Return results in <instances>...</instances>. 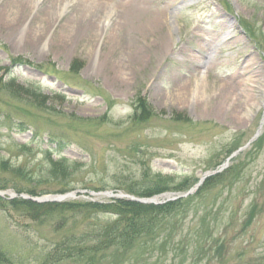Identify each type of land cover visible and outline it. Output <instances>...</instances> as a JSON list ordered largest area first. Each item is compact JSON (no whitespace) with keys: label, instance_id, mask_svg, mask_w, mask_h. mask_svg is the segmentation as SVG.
<instances>
[{"label":"rangeland","instance_id":"374dc122","mask_svg":"<svg viewBox=\"0 0 264 264\" xmlns=\"http://www.w3.org/2000/svg\"><path fill=\"white\" fill-rule=\"evenodd\" d=\"M129 1L90 0L96 16L80 22L86 0H0V77L40 91L48 107L0 92V154L13 167L38 182L49 155L76 164L75 196L63 201L108 202L107 192L132 195L158 174L177 186L189 179L154 196L191 197L170 229L182 225L176 242L56 264H264V0H140L168 21L122 28ZM15 57L25 64L11 65ZM136 97L157 116L137 120ZM26 178L0 171L2 199L20 195ZM58 235L0 208L6 264H50Z\"/></svg>","mask_w":264,"mask_h":264},{"label":"trees","instance_id":"16d2710c","mask_svg":"<svg viewBox=\"0 0 264 264\" xmlns=\"http://www.w3.org/2000/svg\"><path fill=\"white\" fill-rule=\"evenodd\" d=\"M24 64L25 61L20 57H15L11 62L13 66ZM72 70H78L75 64L72 65ZM0 92L19 100L28 101L38 108H48L46 95L32 86L17 83L15 78L10 77L4 80L0 77ZM135 101L137 120L145 121L151 116H157V111L145 98L136 97ZM182 118L178 116V120L181 121ZM13 145L21 151L29 148V143L22 145L13 141ZM47 152L51 153V150L48 149ZM74 166L77 165L70 164L65 158L53 160L49 155L46 175L38 182H34L35 180H31L30 177L31 171H26L22 166L13 167L6 157L0 154V171L11 172L15 176H27L25 181L30 186L16 185L14 189L18 194L27 193L31 196H38L66 193L75 188L72 186L71 178L76 173ZM218 177V175L210 177L201 190L206 189L210 185V181ZM63 179L68 180L62 182ZM169 179L158 174L155 181L140 189H129V193L140 198H150L172 190H184L183 188L189 186L186 185L188 178L178 186L172 185ZM51 182L59 187L47 190L40 188L42 184L48 186ZM0 187L6 189L5 185H0ZM199 193L201 191H198ZM190 199L191 197L154 205L128 199H111L108 202L74 200L60 203H36L22 198L6 201L0 197V208L16 210L35 222L48 223L59 235L50 251L47 252L45 260H49L50 264H56L66 260L92 262L112 253L119 256L124 251H132L139 244L149 247L158 243H161L162 246L168 245L169 240L176 242V235H180L182 225L179 223L173 232L170 229L176 224L177 215L180 211L185 210L182 207ZM204 232L205 237L209 236L208 229ZM5 256L3 252L0 254V263L6 264L7 257L5 258Z\"/></svg>","mask_w":264,"mask_h":264},{"label":"bare ground","instance_id":"6f19581e","mask_svg":"<svg viewBox=\"0 0 264 264\" xmlns=\"http://www.w3.org/2000/svg\"><path fill=\"white\" fill-rule=\"evenodd\" d=\"M92 3L93 2L90 3V0H86V2L82 4L81 6L82 10H79L80 22H84V20L87 21L89 18H94L93 16H96V10H95L96 7L94 6L96 3L93 4ZM128 3L130 4L128 6V9L119 12L118 15V19L121 22L122 28H125L127 26H132L137 22L144 23L141 24L143 25L144 28L150 25L157 27L159 26L158 23H166L168 21V16L165 12L159 13L157 18L149 17V13L147 11H144L145 8H141L140 0H130ZM23 6H24L23 9L27 8L25 7L26 4H24ZM155 200L158 201L159 199H155Z\"/></svg>","mask_w":264,"mask_h":264},{"label":"water","instance_id":"95a60500","mask_svg":"<svg viewBox=\"0 0 264 264\" xmlns=\"http://www.w3.org/2000/svg\"><path fill=\"white\" fill-rule=\"evenodd\" d=\"M201 183V181H200ZM196 185V187L194 189H192L191 191H189L187 194H190L191 192H193L199 185ZM111 194V196H114L112 193H109ZM75 195V193H70V194H66V195H54V196H42V197H35V198H32V197H28V196H23L24 198H27V199H30L32 201H35V202H39V203H42V202H49V201H53V202H60L62 201L64 198H67V197H73ZM0 196H2L1 192H0ZM116 197L118 198H127V199H130L132 201H136V202H141V203H154V204H157L153 199H139V198H136L134 196H130V195H125V194H118L116 195Z\"/></svg>","mask_w":264,"mask_h":264}]
</instances>
